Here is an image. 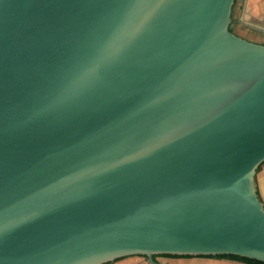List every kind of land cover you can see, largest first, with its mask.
<instances>
[{
	"label": "water",
	"instance_id": "95a60500",
	"mask_svg": "<svg viewBox=\"0 0 264 264\" xmlns=\"http://www.w3.org/2000/svg\"><path fill=\"white\" fill-rule=\"evenodd\" d=\"M236 0H0V264L264 262V45Z\"/></svg>",
	"mask_w": 264,
	"mask_h": 264
},
{
	"label": "rangeland",
	"instance_id": "374dc122",
	"mask_svg": "<svg viewBox=\"0 0 264 264\" xmlns=\"http://www.w3.org/2000/svg\"><path fill=\"white\" fill-rule=\"evenodd\" d=\"M258 4V0H236L230 28L239 37L264 45V14Z\"/></svg>",
	"mask_w": 264,
	"mask_h": 264
},
{
	"label": "crops",
	"instance_id": "0c3cea01",
	"mask_svg": "<svg viewBox=\"0 0 264 264\" xmlns=\"http://www.w3.org/2000/svg\"><path fill=\"white\" fill-rule=\"evenodd\" d=\"M258 7L261 13L264 14V0H258ZM258 195L264 204V164L258 171L256 176ZM158 264H244L242 262L230 259L219 258H171L159 256L154 259ZM108 264H151L150 260L145 256H129L120 258Z\"/></svg>",
	"mask_w": 264,
	"mask_h": 264
},
{
	"label": "trees",
	"instance_id": "16d2710c",
	"mask_svg": "<svg viewBox=\"0 0 264 264\" xmlns=\"http://www.w3.org/2000/svg\"><path fill=\"white\" fill-rule=\"evenodd\" d=\"M263 165V164H262ZM262 165L259 167L258 171L261 169ZM259 194V193H258ZM163 257H171V258H219V259H230V260H236L239 262H242L244 264H264V262L250 259L246 257L236 256V255H217V256H173V255H160ZM159 256H154V259H156Z\"/></svg>",
	"mask_w": 264,
	"mask_h": 264
}]
</instances>
